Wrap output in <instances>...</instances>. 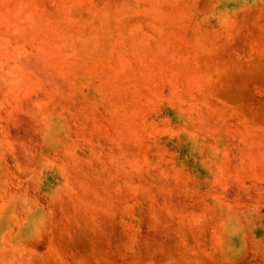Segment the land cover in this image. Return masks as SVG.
<instances>
[{"label": "rangeland", "instance_id": "1", "mask_svg": "<svg viewBox=\"0 0 264 264\" xmlns=\"http://www.w3.org/2000/svg\"><path fill=\"white\" fill-rule=\"evenodd\" d=\"M0 264H264V0H0Z\"/></svg>", "mask_w": 264, "mask_h": 264}]
</instances>
